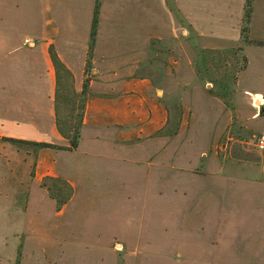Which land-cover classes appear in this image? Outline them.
Segmentation results:
<instances>
[{"label":"crops","instance_id":"1","mask_svg":"<svg viewBox=\"0 0 264 264\" xmlns=\"http://www.w3.org/2000/svg\"><path fill=\"white\" fill-rule=\"evenodd\" d=\"M245 5L101 0L90 57L96 0H0V187H27L19 196L40 220L12 261L264 264V160L251 148L264 132V46L242 42ZM250 36L264 42V0ZM52 45L78 92L90 77L75 150L4 140L71 145L57 126ZM240 45L249 63L232 109L194 60ZM46 176L75 188L61 210Z\"/></svg>","mask_w":264,"mask_h":264},{"label":"trees","instance_id":"2","mask_svg":"<svg viewBox=\"0 0 264 264\" xmlns=\"http://www.w3.org/2000/svg\"><path fill=\"white\" fill-rule=\"evenodd\" d=\"M254 2L255 0H246L241 39L244 44L253 43L264 46L263 41L254 40L250 36ZM100 3L101 0H96L89 52L90 57L92 56L97 36ZM50 53L56 66L58 79L56 91L57 126L60 133L71 141V145L62 146L48 142H34L15 138H4V140L19 145L34 146L38 149L75 150L78 148L82 137L90 77L89 75L86 77L83 90L78 92L75 88L74 74L61 60L53 45L50 48ZM248 63L244 45L227 49L204 48L197 54L194 60L198 76L201 79L212 82L214 84L212 93L223 98L232 109H235L238 77L247 68ZM87 67V71L89 72L90 60ZM42 185L48 189L52 198L56 200L58 210H61L74 194V186L64 178L46 176L43 179Z\"/></svg>","mask_w":264,"mask_h":264},{"label":"rangeland","instance_id":"3","mask_svg":"<svg viewBox=\"0 0 264 264\" xmlns=\"http://www.w3.org/2000/svg\"><path fill=\"white\" fill-rule=\"evenodd\" d=\"M164 45L166 44L162 43L159 46L163 47ZM165 47H167V45ZM16 145L21 147L34 148V146L19 144ZM253 145L254 144L251 143V148L255 147ZM19 173H21L20 170ZM9 188L12 187H0V192L2 195L0 196V264H19L16 263L15 260L12 261V258L7 255V251H9V249L11 248H18L21 242L24 241L26 237L24 228L29 225H39L40 220L39 218L30 215L31 211L28 203L29 197H20L22 193H25L27 187L17 185L13 187L15 197H6L5 194L6 192L8 193Z\"/></svg>","mask_w":264,"mask_h":264},{"label":"built area","instance_id":"4","mask_svg":"<svg viewBox=\"0 0 264 264\" xmlns=\"http://www.w3.org/2000/svg\"><path fill=\"white\" fill-rule=\"evenodd\" d=\"M254 146L264 160V132L259 133L255 137Z\"/></svg>","mask_w":264,"mask_h":264}]
</instances>
